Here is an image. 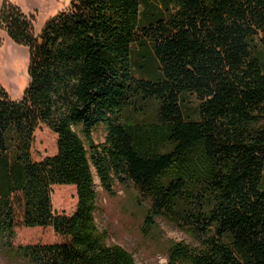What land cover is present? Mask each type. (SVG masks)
I'll return each instance as SVG.
<instances>
[{
    "label": "trees",
    "instance_id": "obj_1",
    "mask_svg": "<svg viewBox=\"0 0 264 264\" xmlns=\"http://www.w3.org/2000/svg\"><path fill=\"white\" fill-rule=\"evenodd\" d=\"M0 21L30 53L22 99L0 83V256L135 264L97 225V177L111 196L135 188L149 227L191 233L167 264H264V0H72L39 33L3 0ZM41 125L58 152L36 162ZM63 185L73 215L54 210ZM19 214L65 241L17 246Z\"/></svg>",
    "mask_w": 264,
    "mask_h": 264
},
{
    "label": "rangeland",
    "instance_id": "obj_2",
    "mask_svg": "<svg viewBox=\"0 0 264 264\" xmlns=\"http://www.w3.org/2000/svg\"><path fill=\"white\" fill-rule=\"evenodd\" d=\"M34 9L24 10L36 18L35 28L39 33L46 22L59 12L68 10L72 0H56ZM3 0L0 2V11ZM14 3V2H13ZM15 4V3H14ZM17 5V4H16ZM19 6V5H18ZM29 49L15 44L0 21V83L14 100H21L29 83L28 65ZM96 144L105 142L106 130L101 126L94 133ZM58 152V136L47 126L41 125L35 133L32 147V157L36 162H42L47 157ZM98 192V211L96 222L100 231L108 235V243L121 246L131 253L135 264H167L168 249L173 243L184 242L192 245L194 238L189 231L179 228L165 217H158L154 227H149L146 217L150 205L143 200L133 187L118 185L116 195H108L101 187L96 177ZM53 206L59 214L73 215L78 206L77 188L72 185L53 187ZM65 239L56 235L52 228H27L19 218L16 226L17 246L36 244H55ZM0 264H23L11 262L0 256Z\"/></svg>",
    "mask_w": 264,
    "mask_h": 264
},
{
    "label": "crops",
    "instance_id": "obj_3",
    "mask_svg": "<svg viewBox=\"0 0 264 264\" xmlns=\"http://www.w3.org/2000/svg\"><path fill=\"white\" fill-rule=\"evenodd\" d=\"M11 1L19 5L24 10L38 8L40 6L50 3L49 0H11ZM57 2L59 3V0H57ZM52 3L55 4L56 0H52Z\"/></svg>",
    "mask_w": 264,
    "mask_h": 264
}]
</instances>
